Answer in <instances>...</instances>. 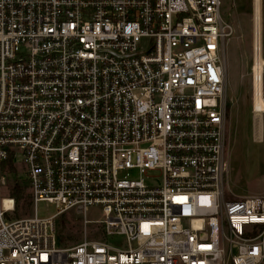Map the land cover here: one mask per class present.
Instances as JSON below:
<instances>
[{
	"label": "built area",
	"instance_id": "2783aa9c",
	"mask_svg": "<svg viewBox=\"0 0 264 264\" xmlns=\"http://www.w3.org/2000/svg\"><path fill=\"white\" fill-rule=\"evenodd\" d=\"M221 6L0 0V264H264V195L227 189ZM15 186L29 216L15 217ZM67 214L81 227L69 246Z\"/></svg>",
	"mask_w": 264,
	"mask_h": 264
},
{
	"label": "rangeland",
	"instance_id": "374dc122",
	"mask_svg": "<svg viewBox=\"0 0 264 264\" xmlns=\"http://www.w3.org/2000/svg\"><path fill=\"white\" fill-rule=\"evenodd\" d=\"M221 14L233 25L234 32L226 43L227 74V189L229 198L264 195V140L254 142L252 67L254 58L253 0H221ZM261 48L264 58V0H262ZM23 178V176H22ZM25 189V188H24ZM25 197L18 202L15 217L30 215V196L26 189ZM41 217L56 213L53 205L40 203ZM100 208H91L87 218L88 238H94V230L102 219ZM63 245L77 243L81 238V227L73 214L59 218ZM124 238L109 239L111 243H122Z\"/></svg>",
	"mask_w": 264,
	"mask_h": 264
},
{
	"label": "bare ground",
	"instance_id": "6f19581e",
	"mask_svg": "<svg viewBox=\"0 0 264 264\" xmlns=\"http://www.w3.org/2000/svg\"><path fill=\"white\" fill-rule=\"evenodd\" d=\"M253 32H254V59L256 74V93L253 99V112H256L259 117L264 113V94L262 91V84L260 81L261 73L264 70V58L261 54V35H262V0H253ZM253 44V45H254ZM256 54V55H255Z\"/></svg>",
	"mask_w": 264,
	"mask_h": 264
},
{
	"label": "trees",
	"instance_id": "16d2710c",
	"mask_svg": "<svg viewBox=\"0 0 264 264\" xmlns=\"http://www.w3.org/2000/svg\"><path fill=\"white\" fill-rule=\"evenodd\" d=\"M25 189L20 186H15L14 187V196L16 197L17 203L20 202L24 197H25ZM59 236L61 242L63 241V237L61 235V232L59 231Z\"/></svg>",
	"mask_w": 264,
	"mask_h": 264
}]
</instances>
